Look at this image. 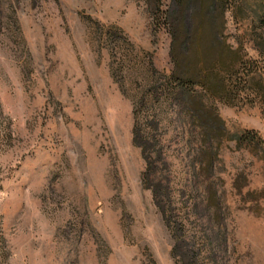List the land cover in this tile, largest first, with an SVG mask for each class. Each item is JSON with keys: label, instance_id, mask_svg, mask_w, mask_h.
I'll list each match as a JSON object with an SVG mask.
<instances>
[{"label": "rangeland", "instance_id": "1", "mask_svg": "<svg viewBox=\"0 0 264 264\" xmlns=\"http://www.w3.org/2000/svg\"><path fill=\"white\" fill-rule=\"evenodd\" d=\"M163 9L173 20L174 0ZM165 16L146 0H0V264H264V159L234 139L264 138V0L226 12L239 96L205 94L224 127L209 170L184 98L143 105L174 70Z\"/></svg>", "mask_w": 264, "mask_h": 264}, {"label": "trees", "instance_id": "2", "mask_svg": "<svg viewBox=\"0 0 264 264\" xmlns=\"http://www.w3.org/2000/svg\"><path fill=\"white\" fill-rule=\"evenodd\" d=\"M146 1L154 17L162 18L166 15L165 23L172 36L174 70L164 79H152L148 92L143 97V105L149 101L159 104L162 99L172 101L184 98L183 104L198 123L203 138L199 153L201 165L209 170L214 163L211 137L213 134L222 136L224 127L216 108L206 102L205 94H211L227 104H234L239 96L233 78L239 74L240 50L228 44L222 34L228 8L231 3L240 0H174L177 10L173 20H169V11L163 9L164 0ZM189 8L194 19L192 28L185 24ZM156 73L157 69L153 66V76ZM261 78L260 74L257 85L263 97L264 82ZM134 119V135L142 138L139 111H134ZM234 139L240 148L261 151L264 159V138L258 131L244 129ZM259 193L264 196V187Z\"/></svg>", "mask_w": 264, "mask_h": 264}]
</instances>
